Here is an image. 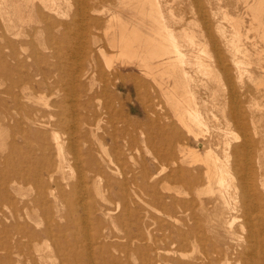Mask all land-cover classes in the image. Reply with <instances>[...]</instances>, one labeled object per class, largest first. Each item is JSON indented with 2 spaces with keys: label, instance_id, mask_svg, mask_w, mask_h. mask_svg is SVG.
Masks as SVG:
<instances>
[{
  "label": "rangeland",
  "instance_id": "374dc122",
  "mask_svg": "<svg viewBox=\"0 0 264 264\" xmlns=\"http://www.w3.org/2000/svg\"><path fill=\"white\" fill-rule=\"evenodd\" d=\"M21 1L22 0L19 2ZM255 1L262 2L264 7V0ZM255 1L158 0L162 9L161 13L167 18L169 26L175 32L177 31L178 33H181L184 30H187L188 32L195 34L194 38L198 44L195 43L194 45H189L187 41H185L182 46L183 51L186 53V58L189 60H195V55L198 54V52L199 54L202 53L200 55L204 57V60H202L205 62L204 70H202L203 68L199 67L197 64H195V66L194 63L183 64L186 75L188 76L187 81L190 83L188 84V86L190 85L189 90H191V92L193 91V94H195L193 95V101L198 105L195 106L201 111V115L203 114L204 123L203 125L200 124L202 127L192 123V127L196 126V128L193 129V133L187 132V129L182 126L178 121L176 114H173L175 113V111L172 110L173 107L167 103L165 97L158 89L157 84L153 83L149 77L146 78V75L142 73V69L137 64L121 63L116 59V61L114 60V69H109L107 67V59L114 54L116 55L117 48L109 45L104 30L109 25L108 18L111 16V13L113 11H116L117 13L120 12V6L124 3L123 0H83L82 3L84 7L87 6L89 8H87V11L84 14L77 11L82 7L79 0H58V12L44 11L48 17L43 16V8L40 2L36 0V6L34 5L31 12L32 17H34L32 20H35H31L30 22L24 20L26 23H24V21L21 22L16 15H12V17L9 18L11 20H9L8 16L4 15L2 10H0V191L2 190L0 192V202H2L0 204V220L4 221V224L0 221V225L2 224L0 226V264L1 258L4 256L3 264L4 262L6 264H29L27 258L28 253L26 248L24 249L25 246L22 247V243L19 241L17 242L18 231L24 233L26 230H32L34 232L36 230L37 232L45 227H51L53 230H56V224L61 226L65 223H69V227L67 225H62V232L54 236L52 240L44 239L46 237L41 234L38 237L40 238L39 240H36V242H33L35 241L33 240L31 242L36 247L40 245L39 252L45 253L46 256L50 258V264H58V261L59 264H63L64 261L62 260L65 259V257H68L69 259L71 258L72 262L79 258L77 260L78 264H227L228 261L231 262V264H240V262L243 264L241 256L248 255L244 253L245 250L248 252L250 249H253L254 247L256 248L257 245V243L255 245V242H253L254 238L252 237L249 239L247 235L250 234V231L256 229L258 219H261L262 217L261 213L264 215V38H262L264 36H261L258 32L253 30L254 25L256 27L257 23H255V20L251 19L254 14L252 10L254 9V6H252V8L250 6L251 4H254ZM92 6L97 9V12L96 10L95 12L91 11ZM125 9L127 10L123 11L121 15L123 20L127 21V19H131V16L136 15L133 10L128 7ZM39 11L42 13H39ZM257 11L260 10H256V13ZM261 12L262 13L260 14L262 15H260V17L261 20L264 21V12ZM87 14L89 17L86 16ZM234 20L240 22V29L242 30V39L238 42L233 39L234 35H232L235 30L233 27ZM61 21H63L64 24ZM65 23H67L66 25H73L67 26L68 28H66ZM223 35L225 38H223ZM95 37L97 39H95ZM67 38H69L70 42L72 40L73 43H70ZM231 39L235 43L232 42ZM86 41L88 42L86 43ZM84 42L86 43L85 46L88 45L86 46L87 49L83 46ZM235 44L237 47L240 45L242 50L248 49L247 54L244 55L242 52H237L235 50ZM101 45L106 48L103 49ZM67 47L71 49L69 50ZM89 47L91 49H89ZM94 47L96 49H94ZM201 48L208 51H206L208 54H206L207 56H203L204 53L200 51ZM92 49L93 51H91ZM104 50L107 51L105 52ZM40 51L41 54H39ZM99 51L100 55L95 54ZM103 51L106 54H103ZM232 51L234 54L236 53L234 57H232L234 55ZM34 53L37 54L36 58H34ZM21 55L25 56L22 57ZM29 57H31V60ZM87 57L92 60L93 63L92 61L90 62ZM235 60L236 63L234 62ZM25 61L27 62L25 63ZM28 63L30 65H28ZM88 63H90L91 66H89ZM206 63H209L210 66ZM34 64L35 66L39 65L46 72L48 86L46 87V90L48 89V91L45 90V94L51 101L56 102L62 99V89H64L65 85L66 89L69 91L71 90L73 94L78 93L77 98L73 97L75 98L74 100L77 101L79 98L78 103L86 102V109H88L89 114L95 118L93 119L94 121L96 120V124L98 123L97 125L94 124L92 126L95 130V134H92V132L87 130L88 128L86 127L88 126H86V129L84 128L83 131L80 130L78 132L81 139L86 141L84 146H82L80 142V146L85 147V149L87 146L91 147L92 153H95L96 151L95 157L98 156V159L96 160L100 162V165L94 168L93 163V173L90 167H86V154V156L80 154V158L82 159H79L76 164L75 161L72 160L73 158H69L70 156L72 157V155L67 150V147H69L67 141L65 142V148H63L66 155V163L62 169L63 171L61 170L63 173L61 171L58 172L54 165L52 167L53 170L50 171L48 169L49 166H47L48 164L40 166V160L43 161L44 158L39 149L42 139L35 136V134L33 135L36 127L30 125L26 119L29 109L33 106H37L36 103H33V101L27 97L32 90L31 86L33 81L31 75L35 67ZM81 64L85 65L82 67ZM31 67L32 69H30ZM81 67H85V69H82ZM210 67L211 70L208 72ZM106 70H108V72ZM65 71L68 72L65 73ZM205 71L208 72V74H206ZM96 72L99 76L98 74L96 76ZM114 74L116 75L115 77ZM126 75H128L127 78ZM38 76L40 77L41 75ZM38 76L36 77L38 78ZM106 76H108V78H106ZM132 76H134L133 79ZM79 77H84L85 80H83V78L79 79ZM58 79H60V81ZM65 81H67V83ZM98 82L100 84L103 83L102 85L104 87ZM137 82H139V84ZM149 83H151V85ZM21 84L23 86H21ZM68 86H70V88ZM24 88L25 90L22 91ZM10 89L13 92H11ZM18 89L20 91H18ZM100 89L103 90L100 91ZM154 89H157L156 92ZM105 93H107V95ZM194 96L196 97L194 98ZM19 98L21 100L20 104L24 107L20 104V107H18L19 105L16 104L19 101ZM203 101L206 104H204ZM148 104H150V106H147L146 108V105ZM201 105L204 106L202 107ZM105 106L106 108H104ZM148 107H150V109H148ZM18 108L21 109H19L20 112L22 111L21 113L18 112ZM100 109H102L103 112ZM146 110L149 111L147 112ZM114 111H116L114 114L115 116L113 115ZM105 115L107 116L104 117ZM18 117H21L20 120ZM16 118H18V120ZM103 119L105 121L107 119V121L105 122ZM153 120L155 122H153ZM173 121H175V123ZM157 122H159V124ZM168 122H171L170 125H168ZM112 123L114 124L112 125ZM140 123H143V126H141ZM166 123L167 126L165 125ZM107 124H110L111 128L110 125L107 126ZM117 125L120 126L118 127ZM118 128H121L120 131ZM105 130L108 133H111L107 134ZM198 130L201 131L199 132ZM100 131L102 134L98 133ZM149 131L153 136L149 134ZM112 133L113 135H111ZM48 134L49 132L46 133V138H44L47 143L46 154H48L47 156H51V159H54L55 161L56 152L54 143L50 134ZM89 134L91 137H89ZM61 136L63 137L65 135L62 133ZM110 136L114 139L117 137L115 139L116 141ZM92 137H94L93 140ZM94 139H96L97 142L94 141ZM123 141L126 142L127 146ZM178 142H181L179 143L181 145H179ZM91 143H94L93 145L95 147L92 146ZM108 143L113 146H110ZM103 145L107 147L105 148ZM185 145L196 148L200 152H204L208 148H213L218 153L228 167V171L231 173L227 174L225 182L226 185H230L228 186L230 193L228 190L225 193L227 194V199H229L228 203L231 206H235V208H225L223 206L225 202L223 199H220L221 196L218 191H216L219 185L216 183H213L212 185L209 184L204 172V165L201 163L192 165L188 162L189 156H186L185 158L181 157L182 146ZM103 147L105 149H103ZM109 147H112V151ZM120 147L124 148L120 150ZM33 148L35 150H33ZM136 148L139 151L133 150ZM110 151L113 154L115 153L114 157H112V153H109ZM130 151L133 153V156ZM171 153L174 156H172ZM155 154L159 155L156 156ZM126 155H129V157L126 158ZM133 157L135 158L133 159ZM160 158L164 159V161ZM177 158L179 159L178 161L176 160ZM156 159L157 161H155ZM105 161L107 163H105ZM172 161L177 162L176 164H173ZM108 162L110 166L108 165ZM138 162H142V164L140 165ZM157 163L159 166H156ZM127 164L131 167H128ZM68 165L71 167L73 166L74 169ZM117 165L120 166V169ZM160 165H163L164 167H162L164 169ZM138 167L143 168V170ZM2 168L4 170H1ZM97 168L99 173L97 172ZM103 168L106 171H103ZM71 169L74 170L72 173ZM135 169L136 172H134ZM137 169L140 171H137ZM18 170L23 172L25 179L19 181V183H16L13 186L10 185L12 184L11 182L4 186V179H12L14 176L19 175L20 171ZM127 170L132 173L128 172L130 174L127 173V175L125 173ZM157 171L160 172L157 174ZM104 173L106 176H104ZM98 174L99 176H97ZM164 174L166 175L164 176ZM89 175L90 177H88ZM53 177L56 180L52 179L51 181V178ZM93 178L98 181L95 182ZM113 178H115V182L112 181ZM62 180L66 181L62 182ZM227 180H230L229 184H227ZM30 182L33 183V185ZM109 182H111V184ZM112 182H114V184ZM40 184L46 187H40ZM72 184H74L73 187ZM75 185H77V187ZM209 185L212 186V190H210L211 188ZM3 186L4 188H8L11 192H8ZM63 186L67 187L61 189ZM9 187L11 188L9 189ZM199 191H201V194ZM35 194L37 196H35ZM43 195L45 197H43ZM67 195L69 198L66 197ZM70 195L72 196L71 198ZM5 196L6 198L3 199ZM36 197H38L40 202ZM121 197L123 198L121 199ZM1 198L4 201L1 200ZM44 198L46 199L45 201L43 200ZM8 199L11 200L9 201ZM16 206L18 207V210L16 209ZM66 207L68 209H66ZM57 209H59V213ZM47 210H49L50 213H48L49 211ZM53 210L55 212H53ZM12 211L15 215L19 213L20 216L15 217ZM62 214H66L65 217L68 216V219L66 218L67 221ZM99 218L101 219V222ZM59 219L62 220L60 221ZM121 220L124 221V224ZM127 220L129 222H127ZM96 223L98 225H95ZM10 224L14 225V227ZM102 227H104L103 230ZM109 227L111 228L109 229ZM95 228L97 230L100 229L101 232L100 230H98L99 232L95 231ZM127 231V234L130 237L127 236ZM63 233L66 234V237ZM67 233H69V235ZM182 233L183 236L181 235ZM69 236H72L71 239H73L74 242ZM126 236L127 239L125 238ZM22 238L23 240L26 239V237H21V241H23ZM102 238H105L104 241ZM101 240L103 242H101ZM54 241L63 245L62 249H64V254L61 251H57V253L56 251H53L55 248ZM262 243L264 245V241ZM69 244L71 245V248H69ZM251 244L253 245L252 247H250ZM1 245H5L8 249ZM102 247L105 248L104 251L102 250ZM16 249H19L20 251H16ZM3 250L8 252L5 253ZM222 250L224 256L220 253ZM249 253V258L256 256V253H251V251H249ZM70 254L73 255L71 256ZM229 254L233 255L230 256ZM238 254L242 255L237 256ZM35 255L36 252L34 253L33 251V256ZM74 255L76 257H74ZM213 256H215V258ZM232 256L233 258H231ZM90 257L93 258V260ZM229 257L231 259H229ZM51 258H54L56 262L51 260ZM115 258L117 259L115 260ZM255 258L257 260V256ZM46 259L48 258L46 257ZM20 260L24 262H21ZM77 261L73 264H77ZM46 263L48 262H45V264ZM67 264H71V262L69 261Z\"/></svg>",
  "mask_w": 264,
  "mask_h": 264
},
{
  "label": "bare ground",
  "instance_id": "6f19581e",
  "mask_svg": "<svg viewBox=\"0 0 264 264\" xmlns=\"http://www.w3.org/2000/svg\"><path fill=\"white\" fill-rule=\"evenodd\" d=\"M20 1V0H19ZM19 1H13V0H0V10H2V12L4 13V15H6V16H8V19L10 18V17H12V15H16V16H18L19 17V20L21 21V22H23L24 20L25 21H31L32 20V18H34V17H32V14H31V12H32V10H33V8H34V5H35V1L36 0H22L21 2H19ZM37 1H39L40 2V4H41V6H42V8H43V16L44 17H48V15L44 12V11H53V12H58L59 11V5H58V0H37ZM68 1V0H67ZM80 1V4H82V7H81V9L80 10H77L78 12H80V13H85L86 11H87V6L86 7H84V5H83V3H82V1L83 0H79ZM125 0H123V2H124ZM255 1V0H254ZM68 3V2H67ZM244 3V2H243ZM253 3V2H252ZM248 5V4H247ZM36 6V5H35ZM38 6V5H37ZM61 6V5H60ZM89 6V5H88ZM252 6H254L253 8L254 9H252L253 10V12H254V14H253V17L251 18L252 20H255L256 22L255 23H257V26L255 27V25H254V27H253V30H255L256 32H258V34H260L261 36H264V21H262L261 20V17H260V15H262V14H260V13H262L261 11H263L264 12V7H263V4H262V2H257V1H255L254 2V4H251V8H252ZM40 7V6H39ZM121 8H120V12L119 13H117L116 11H113L112 13H111V16L108 18V27L104 30V34H105V37H106V39L108 40L107 42L109 43V45L110 46H113V47H116L117 49V52H116V55L114 56V55H112V56H110V58H108L107 59V67L109 68V69H111V68H113L114 69V62L116 61V59H118L121 63H128V64H137L142 70V73L144 74V75H146V78H150V80L153 82V83H155V84H157V86H158V89L161 91V93L163 94V96L165 97V99H166V101H167V103H169L172 107H173V109L172 110H174L175 111V113H173V114H176V116H177V118H178V121L182 124V126L183 127H185L186 129H187V132H189V133H193V129L194 128H196V126L195 127H192L193 125H192V123L194 124H197V125H200V124H202L203 125V123H204V121H203V114L201 115V111H199L198 110V108L195 106V105H197L194 101H193V95H195V94H193V91L191 92V90H189L190 88H189V86H188V84H190L187 80V75H186V72H185V70H184V67H183V64H185V63H194V65L195 64H197L199 67H202L203 69L202 70H204V61H202V60H204L203 58L204 57H202L200 54H202V53H200L199 54V52H198V54H196L195 55V60H189V59H187L186 58V53L183 51V49H182V46L184 45V42L185 41H187V43L189 44V45H194L195 43H197L196 42V40H195V38H194V35L195 34H193V33H191V32H188L187 30H184L183 32H181V33H178L177 31L175 32L170 26H169V24H168V20H167V18L165 17V16H163V14L161 13L162 12V9H161V5L159 4V2H158V0H126L123 4H122V6H120ZM126 7H128L129 9H131V10H133V12L136 14L135 16H131V19H127V21H125V20H123V18H122V12L123 11H125V10H127V9H125ZM80 8V7H79ZM89 9V8H88ZM248 9V8H247ZM11 10V11H10ZM36 10V9H35ZM95 10H96V12H97V9L94 7V6H92L91 7V11H94L95 12ZM170 10V9H169ZM256 10H260V11H257V13H256ZM37 11V10H36ZM77 12V13H78ZM39 13H42L41 11H39ZM54 13V14H55ZM59 14V13H58ZM37 15H38V12H37ZM86 16H88V14L86 15ZM89 17V16H88ZM39 19H40V17H39ZM9 20H11V19H9ZM33 20H35V19H33ZM32 20V21H33ZM41 20H42V18H41ZM55 20V19H54ZM96 20V19H95ZM241 20V19H240ZM252 20H251V22H252ZM263 20H264V18H263ZM24 21V23H26ZM99 21V20H98ZM97 21V22H98ZM45 22V21H44ZM59 22V21H58ZM61 22H63V21H61ZM60 22V23H61ZM97 22H95V23H97ZM46 23V22H45ZM94 23V24H95ZM242 23V22H241ZM63 24H64V22H63ZM67 23H65V25H66ZM71 25H73V24H71ZM70 24L69 25H66L65 27L66 28H68L67 26H71ZM45 26V25H44ZM60 26H61V24H60ZM240 22L239 21H233V27H234V34H232V35H234V37H233V39H235L237 42L238 41H240L242 38H241V29H240ZM251 27V26H250ZM174 28V27H173ZM220 28V27H219ZM45 29H47V28H45ZM175 29V28H174ZM176 30V29H175ZM221 30V29H220ZM219 30V31H220ZM258 30H260V31H258ZM49 31V30H48ZM51 31V30H50ZM93 31V30H92ZM222 31V30H221ZM90 32V31H89ZM224 32V31H223ZM18 33V32H17ZM98 33V32H97ZM222 33V32H221ZM220 33V34H221ZM89 34V33H88ZM91 34V33H90ZM100 34V33H99ZM226 35V34H225ZM90 36H92V35H90ZM96 36H98V35H96ZM222 36V35H221ZM224 36V35H223ZM17 37V36H16ZM88 37H89V35H88ZM99 37V36H98ZM91 38H94V37H91ZM223 38H225V36L223 37ZM262 38H264V37H262ZM87 39V38H86ZM89 39H90V37H89ZM95 39H97L96 37H95ZM238 39V40H237ZM67 40L69 41V38H67ZM66 40V41H67ZM85 40V39H84ZM232 40V39H231ZM94 41V40H93ZM48 42H50V41H48ZM70 42V41H69ZM88 41H86V43H87ZM91 42V41H90ZM95 42V41H94ZM226 42H227V38H226ZM232 42H234L233 40H232ZM237 42H236V44H237ZM70 43H73L72 42V40H71V42ZM85 42H84V45L83 46H85V44H86ZM235 43V42H234ZM11 44V43H10ZM35 44V43H34ZM50 44V43H49ZM53 44V43H52ZM94 44V43H93ZM97 44V43H96ZM198 44V43H197ZM235 44V45H236ZM30 45H31V43H30ZM71 45V44H70ZM104 45V44H103ZM238 45V44H237ZM237 45H236V48H235V50L238 52H242V53H244V55L245 54H247V52H248V49H245V50H242V48H241V46L239 45L238 47H237ZM10 46V45H9ZM12 46V45H11ZM23 46V45H22ZM34 46V45H33ZM51 46V45H50ZM53 46H54V44H53ZM67 46V45H66ZM86 46H88V45H86ZM86 46H85V48H86ZM97 46V45H96ZM102 46V45H101ZM105 46V45H104ZM32 47V46H31ZM36 47V46H35ZM55 47H56V45H55ZM55 47H53V48H55ZM70 47V46H69ZM103 47V46H102ZM17 48V47H16ZM74 48V47H73ZM98 48V47H97ZM106 48V47H105ZM104 47H103V49H105ZM192 48H194V47H192ZM1 49V48H0ZM3 49V48H2ZM18 49V48H17ZM21 49V48H20ZM59 49V48H58ZM67 49H71V48H68L67 47ZM87 49V48H86ZM89 49H91L90 47H89ZM94 49H96L95 47H94ZM55 50V49H54ZM190 50V49H189ZM2 51V50H1ZM11 51V50H10ZM15 51V50H14ZM20 51V50H19ZM18 51V52H19ZM33 51H34V49H33ZM53 51V50H52ZM57 51V50H56ZM56 51H54V52H56ZM62 51V50H61ZM91 51H93V49L91 50ZM97 51H98V49H97ZM105 51V50H104ZM103 51V54L107 51H105L104 52ZM200 51H202L204 54H203V56L204 55H206L207 54V50L206 49H202L201 48V50ZM207 51V52H206ZM13 52V51H12ZM35 52V51H34ZM90 52V51H89ZM95 52V51H94ZM100 53V51L98 52V53H95V54H99ZM114 53V52H113ZM232 53H233V51H232ZM17 54V53H16ZM21 54V53H20ZM23 54V53H22ZM39 54H41V51H40V53ZM53 54V53H52ZM87 54V53H86ZM89 54V53H88ZM90 54H91V52H90ZM106 54V53H105ZM192 54V53H191ZM195 54V53H194ZM193 54V55H194ZM234 54V53H233ZM236 54V53H235ZM235 54L232 56V57H234L235 56ZM34 55V58H36V55L37 54H33ZM59 55V54H58ZM100 55V54H99ZM208 55V54H207ZM206 55V56H207ZM3 56V55H2ZM6 56V55H5ZM10 56V55H9ZM20 56V55H19ZM22 56V55H21ZM25 55H23L22 57H24ZM29 56H30V54H29ZM202 58H201V57ZM209 56H210V54H209ZM4 57V56H3ZM13 57V56H12ZM11 57V58H12ZM46 57V56H45ZM59 57H60V55H59ZM19 58V57H18ZM26 58V57H25ZM30 58V60H31V57H29ZM41 58H42V56H41ZM88 58V57H87ZM115 58V59H114ZM28 59V58H27ZM26 59V60H27ZM89 59V58H88ZM92 59V58H91ZM95 59H96V57H95ZM201 59V60H200ZM5 60V59H4ZM46 60V59H45ZM98 60V59H97ZM100 60V59H99ZM115 60V61H114ZM6 61V60H5ZM18 61H20V60H18ZM23 61V60H22ZM28 61V60H27ZM27 61H25V63L27 62ZM73 61V60H72ZM89 61L91 62L92 60H90L89 59ZM101 61V60H100ZM207 61V60H206ZM17 62V61H16ZM29 62V61H28ZM64 62V61H63ZM102 62V61H101ZM100 62V63H101ZM208 62V61H207ZM235 63H236V60L234 61ZM34 63V62H33ZM54 63V62H53ZM81 63V62H80ZM92 63H93V61H92ZM103 63V62H102ZM55 64V63H54ZM59 64V63H58ZM67 64V63H66ZM76 64V63H75ZM104 64V63H103ZM206 64H209V63H206ZM243 64V63H242ZM27 65V64H26ZM25 65V66H26ZM28 65H30L29 63H28ZM48 65V64H47ZM82 65V64H81ZM85 65V64H84ZM84 65H82V67L84 66ZM88 65L89 66H91V64L90 63H88ZM187 65V64H186ZM6 66V65H5ZM32 66V65H31ZM34 66H35V64H34ZM76 66V65H75ZM88 66V67H89ZM93 66H94V64H93ZM92 66V67H93ZM100 66V65H99ZM103 66V65H102ZM196 66V65H195ZM209 66H210V64H209ZM208 66V67H209ZM246 66V65H245ZM9 67V66H8ZM79 67V66H78ZM81 67V68H82ZM87 67V68H88ZM133 67V66H132ZM28 68V67H27ZM52 68V67H51ZM56 68H58V67H56ZM91 68V67H90ZM99 68V67H98ZM106 68V67H105ZM264 68V67H263ZM15 69V68H14ZM18 69V68H17ZM16 69V70H17ZM30 69H32V67L30 68ZM48 69V68H47ZM75 69H76V67H75ZM82 69H85V67L84 68H82ZM81 69V70H82ZM107 69V68H106ZM117 69V68H116ZM207 69V68H206ZM24 70V69H23ZM54 70H56V69H54ZM58 70V69H57ZM61 70V69H60ZM59 70V71H60ZM64 70H67V69H64ZM99 70V69H98ZM101 70V69H100ZM105 70V69H104ZM120 70V69H119ZM211 70V67H210V69L208 70V72ZM243 70V69H242ZM262 70V69H261ZM19 71V70H18ZM47 71V70H46ZM76 71H77V69H76ZM87 71H89V70H87ZM86 71V72H87ZM107 72H108V70H106ZM200 71H201V69H200ZM56 72V71H55ZM68 72V71H67ZM66 71H65V73H67ZM82 72V71H81ZM80 72V73H81ZM113 72V71H112ZM206 72V71H205ZM208 72H206V74H208ZM17 73H19V72H17ZM29 73V72H28ZM28 73H26V74H28ZM63 73V72H62ZM62 73H61V75H62ZM83 73H85V72H83ZM111 73V72H110ZM119 73V72H118ZM122 73V72H121ZM211 73V72H210ZM74 74V73H73ZM86 74V73H85ZM90 74H91V72H90ZM94 74V73H93ZM97 72H96V76H97ZM104 74V73H103ZM102 74V75H103ZM116 74V73H115ZM114 74V77L116 76ZM38 75H41L40 77L38 76ZM64 75V74H63ZM87 75V74H86ZM101 75V76H102ZM119 75H120V73H119ZM137 75V74H136ZM211 75V74H210ZM216 75V74H215ZM214 75V76H215ZM36 76H38V78L36 77ZM78 76V75H77ZM98 76H99V74H98ZM112 76V75H111ZM118 76V75H117ZM122 76V75H121ZM127 76L128 75H126V78H127ZM131 76V75H130ZM138 76V75H137ZM65 77V76H64ZM93 77H94V75H93ZM120 77V76H119ZM144 77V76H143ZM142 77V78H143ZM211 77V76H210ZM15 78V77H14ZM31 78H32V81H33V84H32V90H31V92L29 93V95H27V97L29 98V99H31L32 101H33V103H36L37 104V106H33V107H31L30 109H29V113L27 114V116H26V119H27V122H29L30 123V125H33V126H35L36 128L34 129V133H33V135L35 134V136H38V137H40L41 139H42V142H41V144L39 145L40 147H39V149L41 150L40 152H41V154H42V156H44V158H43V161H41L40 160V166L41 165H43V164H48L47 166H49L48 167V169H49V171L50 170H53L52 169V167H53V165H54V167H55V169H57L58 170V172H60L62 169H63V167L65 166V163H66V155H65V152L63 151V148H65L64 146H65V142L67 141V144H68V146L69 147H67L68 149V152L69 153H71V155H72V157L70 156H68L69 158H73L72 160L73 161H75V164L76 163H78V161H79V159H82V158H80V156L82 155V154H86L87 155V161H85L86 162V167H90L91 169H92V173H93V168H92V165H93V163H94V168H96V167H98V165H100V162H98L96 159H98L97 157H95V155H96V151H95V153H92V149H91V147H89V146H87V148L85 149V147H82V146H84L86 143V141L83 139H81V136H79V134H78V132L80 131V130H84V128L86 127V126H88V127H86V128H88L87 130L88 131H90V132H92V134H95V130H94V128L92 127L94 124H96V120L94 121V117L93 116H91V114H89V112H88V109H86L87 108V104H86V102H80V103H78L79 101H78V99H77V101L76 100H74L75 98H73V97H76L77 98V94H73L72 92H71V90L69 91L68 89H66V87H65V85H64V89H62L63 90V94L61 95V93H60V95H61V97H62V99L60 100V101H56V102H54V101H51L48 97H47V95L45 94V90H46V87H48L47 86V80H46V72H45V70H43L39 65H37V66H35L34 67V69H33V72H32V75H31ZM58 78H60V77H58ZM61 78H62V76H61ZM82 79L83 78V80H85L84 79V77H79V79ZM87 78V77H86ZM95 78H97V77H95ZM94 78V79H95ZM106 78H108V76H106ZM129 78V77H128ZM134 78V76H132V79ZM139 78H140V76H139ZM66 79V78H65ZM89 79V78H88ZM98 79V78H97ZM122 79H123V77H122ZM238 79V78H237ZM261 79V78H260ZM59 81H60V79H58ZM107 80V79H106ZM126 80V79H125ZM22 81V80H21ZM68 81V80H67ZM67 81H65L66 83H67ZM78 81V80H77ZM96 81H99V80H96ZM104 81V80H103ZM109 81V80H108ZM107 81V82H108ZM113 81V80H112ZM120 81V80H119ZM145 81V80H144ZM223 81V80H222ZM84 82V81H83ZM86 82H88V81H86ZM91 82V81H90ZM150 82V81H149ZM21 83V82H20ZM27 83V82H26ZM50 83H53V82H50ZM61 83V82H60ZM64 83V82H63ZM99 83V82H98ZM113 83V82H112ZM138 84H139V82H137ZM136 83V84H137ZM144 83V82H143ZM71 84V83H70ZM85 84V83H84ZM96 84V83H95ZM100 84V83H99ZM103 83H101L100 85H102ZM110 84H111V82H110ZM140 84H141V82H140ZM150 85H151V83H149ZM237 84V83H236ZM257 84V83H256ZM55 85V84H54ZM63 85V84H62ZM80 85V84H79ZM108 85H109V83H108ZM144 85H145V83H144ZM13 86V85H12ZM21 86H23L22 84H21ZM58 86V85H57ZM61 86V85H60ZM82 86V85H81ZM99 86V85H98ZM103 86V85H102ZM116 86H118V85H116ZM141 86H143V85H141ZM149 86V85H148ZM156 86V85H155ZM156 86V87H157ZM236 86V85H235ZM18 87V86H17ZM62 87V86H61ZM69 88H70V86H68ZM84 87V86H83ZM87 87H88V85H87ZM104 87V86H103ZM149 87H151V86H149ZM12 88V87H11ZM16 88V87H15ZM19 88V87H18ZM56 88H58V87H56ZM77 88V87H76ZM86 88V87H85ZM95 88V87H94ZM100 88V87H99ZM13 89H14V87H13ZM20 89H21V87H20ZM50 89V88H49ZM89 89V88H88ZM93 89V88H92ZM152 89V88H151ZM9 90V89H8ZM25 90V88L22 90V91H24ZM57 90V89H56ZM77 90H78V88H77ZM91 90V89H90ZM103 90V89H102ZM101 89H100V91H102ZM157 90V89H156ZM156 90L154 89V91L156 92ZM10 91H11V89H10ZM15 91H16V89H15ZM18 91H20L19 89H18ZM21 91V92H22ZM46 91H48V89L46 90ZM88 91V90H87ZM95 91V90H94ZM98 91H99V89H98ZM11 92H13V91H11ZM29 92V91H28ZM38 92H40V93H38ZM50 92V91H49ZM60 92V91H59ZM79 92V91H78ZM8 93V92H7ZM36 93H38V94H36ZM93 93V92H92ZM95 93V92H94ZM139 93H140V91H139ZM160 93V92H159ZM16 94H17V92H16ZM35 94V95H34ZM48 94H50V93H48ZM86 94V93H85ZM88 94V93H87ZM100 94V93H99ZM98 94V95H99ZM106 95H107V93H105ZM155 94V93H154ZM21 95V94H20ZM71 95H73V96H71ZM96 95V94H95ZM104 95V94H103ZM102 95V96H103ZM153 95V94H152ZM156 95V94H155ZM23 96V95H22ZM49 96V95H48ZM84 96V95H83ZM141 96H142V94H141ZM20 97V96H19ZM53 97V96H52ZM52 97H50V98H52ZM57 97H59V96H57ZM60 97V98H61ZM80 97H81V95H80ZM95 97V96H94ZM196 96H194V98H195ZM18 98V97H17ZM96 98V97H95ZM94 98V99H95ZM98 98V97H97ZM103 98H104V96H103ZM109 98V97H108ZM159 98V97H158ZM55 99H57V98H55ZM59 99V98H58ZM88 99H89V95H88ZM93 99V100H94ZM101 99V98H100ZM161 99V98H160ZM164 99V100H165ZM19 101L16 103L17 105H19L21 102V100H20V98L18 99ZM27 100V99H26ZM52 100H54V99H52ZM102 100V99H101ZM148 100V99H147ZM162 100V99H161ZM30 101V100H29ZM85 101V100H84ZM151 101V100H150ZM153 101V100H152ZM14 102H16V101H14ZM109 102V101H108ZM160 102V101H159ZM204 102V101H203ZM112 103H113V101H112ZM195 103V104H194ZM94 104H95V102H94ZM93 104V105H94ZM101 104H103V103H101ZM110 104V103H109ZM108 104V105H109ZM155 104H156V102H155ZM161 104V103H160ZM203 104V103H202ZM204 104H206L205 102H204ZM21 105V104H20ZM20 105L18 106V107H20ZM99 105V104H98ZM105 105V104H104ZM22 106V105H21ZM96 106V105H95ZM147 106H150V104H148V105H146V108H147ZM198 106V105H197ZM202 107L204 106V105H201ZM22 107H24V106H22ZM26 107V106H25ZM92 107V106H91ZM114 107V106H113ZM158 107V106H157ZM157 107H156V110H157ZM104 108H106V106L104 107ZM205 108V107H204ZM14 109H16V108H14ZM19 109L20 108H18V112H20L19 111ZM26 109V108H25ZM148 109H150V107H148ZM21 110V109H20ZM90 110V109H89ZM101 111H102V109H100ZM99 110V111H100ZM158 110H160V109H158ZM105 111V110H104ZM147 111V110H146ZM149 111V110H148ZM147 111V112H148ZM17 112V113H18ZM22 112V111H21ZM20 112V113H21ZM97 112V111H96ZM103 112V111H102ZM108 112V111H107ZM112 112V111H111ZM110 112V113H111ZM115 112L116 111H114L113 112V115L115 114ZM154 112H156V111H154ZM94 113V112H93ZM150 113V112H149ZM23 114V113H22ZM108 114V113H107ZM122 114V113H121ZM121 114H119V115H121ZM26 115V114H25ZM95 115V114H94ZM146 115V114H145ZM168 115V114H167ZM22 116V115H21ZM96 116V115H95ZM107 115H105L104 117H106ZM108 116H110V115H108ZM115 116V115H114ZM170 116V115H169ZM23 117H25V116H23ZM103 117V116H102ZM113 117V116H112ZM166 117H168V116H166ZM165 117V118H166ZM19 118V117H18ZM18 118H16L17 120H18ZM21 118V117H20ZM20 118H19V120H20ZM94 118V119H93ZM99 118V117H98ZM115 118V117H114ZM121 118V117H120ZM163 118H164V115H163ZM162 118V119H163ZM175 118V117H174ZM25 119V118H24ZM101 119V118H100ZM111 119V118H110ZM123 119V118H122ZM154 119V118H153ZM167 119V118H166ZM104 120V119H103ZM114 120V119H113ZM117 120H118V118H117ZM173 120H175V119H173ZM98 121H99V119H98ZM105 121V120H104ZM104 121H103V123H104ZM106 121H107V119H106ZM105 121V122H106ZM126 121V120H125ZM125 121H123V122H125ZM252 121V120H251ZM113 122V121H112ZM117 122H119V121H117ZM121 122V121H120ZM136 122H138V121H136ZM146 122V121H145ZM145 122H143V123H145ZM153 122H155L154 120H153ZM160 122V121H159ZM159 122H157L158 124H159ZM174 123H175V121H173ZM102 123V124H103ZM116 123V122H115ZM126 123V122H125ZM143 123H140L141 124V126H143ZM170 123L171 122H168V125H170ZM15 124V123H14ZM98 124V123H97ZM96 124V125H97ZM105 124V123H104ZM114 123H112V125H113ZM152 124V123H151ZM156 124V123H155ZM161 124V123H160ZM206 124V123H205ZM110 124H107V126H109ZM116 125V124H115ZM121 125V124H120ZM119 125V126H120ZM131 125V124H130ZM166 126H167V123L165 124ZM202 125H200L201 127H202ZM253 125V124H252ZM118 126V125H117ZM118 126V127H119ZM128 126V125H127ZM14 127H15V125H14ZM104 127V126H103ZM113 127V126H112ZM156 127V126H155ZM160 127V126H159ZM158 127V128H159ZM200 127V128H201ZM16 128V127H15ZM85 128V129H86ZM101 128H102V126H101ZM110 128H111V125H110ZM109 128V129H110ZM123 128H124V125H123ZM126 128H128V127H126ZM136 128H138V127H136ZM161 128V127H160ZM18 129V128H17ZM108 129V128H107ZM114 129V128H113ZM119 129V128H118ZM121 129V128H120ZM120 129H119V131H120ZM134 129V128H133ZM149 129V128H148ZM173 129V128H172ZM21 130V129H20ZM19 130V131H20ZM101 130V129H100ZM110 130H112V129H110ZM116 130V129H115ZM149 130H151V129H149ZM176 130V129H175ZM220 130H222V129H220ZM86 131V130H85ZM102 131V130H101ZM98 132L99 134L101 133L102 134V132ZM106 131V130H105ZM118 131V132H119ZM140 131V130H139ZM144 131V130H143ZM171 131V130H170ZM173 131V130H172ZM199 131V130H198ZM201 131V130H200ZM199 131V132H200ZM22 132V131H21ZM24 132V131H23ZM47 132H49V134H50V136H51V138H52V141H53V143H54V148H55V152H56V160L54 161V159H51V156H47L48 154H46V151H47V147H46V145H47V143L45 142V139L44 138H46V133ZM65 135V136H61V134L62 133ZM107 132V131H106ZM125 132V131H124ZM124 132H123V134H124ZM134 132V131H133ZM141 132V131H140ZM148 132V131H147ZM83 133V132H82ZM105 133V132H104ZM103 133V134H104ZM111 133V132H110ZM110 133H108L107 132V134H110ZM139 133V132H138ZM145 133V132H144ZM170 133V132H169ZM22 134V133H21ZM20 134V135H21ZM48 134V135H49ZM84 134V133H83ZM86 134V133H85ZM114 134H115V132H114ZM133 134V133H132ZM140 134H143V133H140ZM149 134H151L150 133V131H149ZM196 134V133H195ZM199 134H202V133H199ZM243 134V133H242ZM81 135V134H80ZM98 135V134H97ZM105 135V134H104ZM104 135H103V137H104ZM111 135H113V133L111 134ZM126 135H127V133H126ZM137 135V134H136ZM145 135H147V134H145ZM152 135V134H151ZM98 136H100V135H98ZM149 136V135H148ZM153 136V135H152ZM256 136V135H255ZM89 137H91L90 136V134H89ZM110 137H112V136H110ZM116 137V136H115ZM147 137V136H146ZM170 137H172V136H170ZM177 137V136H176ZM47 138H48V136H47ZM83 138V137H82ZM84 138L86 139V137L84 136ZM93 138L94 137H92V140H93ZM99 138V137H98ZM101 138V137H100ZM113 138V137H112ZM117 138V137H116ZM115 138V139H116ZM136 138V137H135ZM138 138V137H137ZM150 138V137H149ZM152 138V137H151ZM173 138V137H172ZM171 138V139H172ZM29 139V138H28ZM91 139V138H90ZM104 139V138H103ZM106 139V138H105ZM108 139V138H107ZM111 139V138H110ZM114 139V138H113ZM114 139V140H115ZM121 139V138H120ZM119 139V140H120ZM174 139V138H173ZM173 139H172V141H173ZM34 140V139H33ZM78 140V141H77ZM91 140V141H92ZM101 140H102V138H101ZM122 140V139H121ZM177 140V139H176ZM175 140V141H176ZM94 141H96V139H94ZM116 141V140H115ZM126 141V140H125ZM125 141H123V142H125ZM138 141V140H137ZM167 141H168V139H167ZM171 141V142H172ZM178 141V140H177ZM237 141V140H236ZM80 142H81V144H82V146H80L81 144H80ZM97 142V141H96ZM103 142V141H102ZM111 142V141H110ZM89 143H90V141H89ZM98 143H100V142H98ZM115 143H119V142H115ZM179 143H181V142H178V144ZM87 144H88V142H87ZM94 144V143H93ZM92 143H91V145L92 146H94ZM107 144V143H106ZM109 144V143H108ZM132 144V143H131ZM142 144V143H141ZM183 144V143H182ZM90 145V146H91ZM110 145V144H109ZM112 145V144H111ZM110 145V146H111ZM119 145V144H118ZM125 145H126V142H125ZM179 145H181V144H179ZM184 145V144H183ZM67 146V145H66ZM97 146V145H96ZM104 146V145H103ZM113 146V145H112ZM127 146V145H126ZM125 146V147H126ZM139 146H141V145H139ZM80 147H82V148H80ZM95 147V146H94ZM94 147H93V149H94ZM105 147V146H104ZM103 147V149H105ZM119 147V146H118ZM22 148V147H21ZM37 148V147H36ZM97 148V147H96ZM124 147H120V150L121 149H123ZM127 148V147H126ZM138 148V147H137ZM133 149V150H137V151H139L138 149ZM25 149V148H24ZM23 149V150H24ZM98 149V148H97ZM96 149V150H97ZM109 149H111V151H112V147L110 148L109 147ZM174 149V148H173ZM33 150H35L34 148H33ZM67 150H66V153H67ZM119 150V149H118ZM127 150V149H126ZM132 150V149H131ZM106 151V150H105ZM109 152V153H112V152ZM173 151V150H172ZM172 151H170V152H172ZM247 151V150H246ZM94 152V151H93ZM118 152V151H117ZM158 152V151H157ZM156 152V153H157ZM175 152V151H174ZM173 152V153H174ZM179 152V151H178ZM35 153H36V151H35ZM104 153V152H103ZM118 153H120V152H118ZM130 153H131V151H130ZM38 154H39V152H38ZM81 154V155H80ZM113 154V153H112ZM111 154V155H112ZM122 154V153H121ZM133 153H131V155H132ZM170 154V153H169ZM172 154V153H171ZM175 154H177V153H175ZM50 155V154H49ZM83 155V156H84ZM85 155V156H86ZM105 155V154H104ZM114 155H115V153L113 154V156L112 157H114ZM156 155V154H155ZM159 155V154H158ZM158 155H156V156H158ZM165 155H167V154H165ZM119 156V155H118ZM133 156V155H132ZM168 156V155H167ZM172 156H174L173 154H172ZM186 156H189V163L190 164H192V165H196V164H199V163H201L202 165H204V167L203 168H205L204 169V172H205V174H206V176H207V180H208V182H209V184L210 185H212L213 183H216V184H218L219 185V187H218V189L216 190V191H218V193L220 194V196H221V200L223 199L224 200V202H225V204L223 205L225 208H230V207H232V208H235V206H231L229 203H228V200L229 199H227V194L225 193V192H227V190H228V186H230V185H226V177H227V174L228 173H230L229 171H228V167L226 166V164L224 163V161L221 159V157L218 155V153L213 149V148H208V149H206L204 152H200L198 149H196V148H193V147H188V146H182V151H181V157L183 158H185ZM226 156H228V155H226ZM38 157V156H37ZM40 157H41V155H40ZM116 157H117V155H116ZM127 157H129V155H126V158ZM159 157H162V156H159ZM158 157V158H159ZM53 158H54V156H53ZM104 158V157H103ZM108 158V157H107ZM118 158V157H117ZM135 157H133V159H134ZM173 158H175V157H173ZM22 159V158H21ZM85 159V158H84ZM85 159V160H86ZM110 159V158H109ZM123 159V158H122ZM130 159V158H129ZM155 159V158H154ZM161 159V158H160ZM169 159V158H168ZM70 160V159H69ZM105 160V159H104ZM118 160V159H117ZM161 160H163L164 161V159H161ZM177 161L179 160L178 158L176 159ZM1 161V160H0ZM71 161V160H70ZM101 161V160H100ZM124 161H125V159H124ZM155 161H157V159L155 160ZM176 161V162H177ZM35 162H37V161H35ZM35 162H34V164H35ZM101 162H103V161H101ZM112 162V161H111ZM110 162V163H111ZM122 162V161H121ZM159 162V161H158ZM166 162V161H165ZM173 162V164H176V162H174V161H172ZM81 163V162H80ZM83 163H84V161H83ZM82 163V164H83ZM105 163H107L106 161H105ZM139 163V162H138ZM4 164H5V162H4ZM28 164V163H27ZM121 164V163H120ZM123 164V163H122ZM125 164V163H124ZM135 164H137V163H135ZM140 165L142 164V162L141 163H139ZM162 164V163H161ZM178 164H179V162H178ZM189 164V165H190ZM73 165V164H72ZM81 165V164H80ZM108 165H109V162H108ZM114 165V164H113ZM126 165V164H125ZM128 165V167H131V166H129V164H127ZM166 165V164H165ZM167 165H169V164H167ZM182 165V164H181ZM181 165H179V166H181ZM191 165V166H192ZM69 166V165H68ZM110 166V165H109ZM117 166H119V165H117ZM122 166V165H121ZM134 166V165H133ZM156 166H159L158 165V163H157V165ZM161 166V165H160ZM163 166V165H162ZM161 166V167H162ZM183 166V165H182ZM181 166V167H182ZM3 167V166H2ZM33 167V166H32ZM32 167H30V168H32ZM67 167V166H66ZM69 167H71V166H69ZM75 167H76V165H75ZM100 167H102V166H100ZM126 167V166H125ZM127 167V168H128ZM135 167V166H134ZM164 167V166H163ZM162 167V168H163ZM176 167V166H175ZM1 168V167H0ZM40 168V167H39ZM44 168V167H43ZM71 168H73V166L71 167ZM106 168H107V166H106ZM116 168V167H115ZM118 168V167H117ZM122 168V167H121ZM139 168V167H138ZM170 168H173V167H170ZM169 168V169H170ZM48 169H47V172H48ZM54 169V170H55ZM66 169H68V168H66ZM74 169V168H73ZM73 169H71V173L74 171ZM81 169V168H80ZM83 169V168H82ZM87 169V168H86ZM109 169V168H108ZM119 169H120V166H119ZM123 169H125V168H123ZM122 169V170H123ZM139 169H141V170H143V168H139ZM139 169H137V171L139 170ZM164 169V168H163ZM198 169V168H197ZM1 170H4L3 168L1 169ZM7 170V169H6ZM23 170V169H22ZM28 170H29V168H28ZM39 170V169H38ZM46 170V169H45ZM69 170V169H68ZM75 170H77V169H75ZM100 170V169H99ZM113 170V169H112ZM112 170H110L111 172H113ZM160 170H161V168H160ZM174 170H176V169H174ZM185 170V169H184ZM17 171V170H16ZM18 171H20V173H19V175H17V176H14V178H12V179H4V183L5 184H3L4 186H6L8 183H12V184H10L11 186H13L14 184H16V183H19V181H23L24 179H25V177L23 176V172L21 171V170H18ZM40 171V170H39ZM56 171V170H55ZM63 171V170H62ZM61 171V172H62ZM64 171H65V168H64ZM100 171H102V170H100ZM103 171H106L104 168H103ZM108 171V170H107ZM117 171V170H116ZM125 171V170H124ZM140 171V170H139ZM165 171V170H164ZM164 171H163V173H164ZM177 171V170H176ZM175 171V172H176ZM5 172V171H4ZM25 172H27V171H25ZM44 172V171H43ZM47 172H45V173H47ZM89 172V171H88ZM97 172H98V168H97ZM128 172H130L129 170H127V172H125L126 174L128 173ZM134 172H136V169H135V171ZM133 172V173H134ZM160 172V171H159ZM158 171H157V174L159 173ZM162 172V171H161ZM178 172V171H177ZM63 173V172H62ZM65 173V172H64ZM69 173H70V171H69ZM86 173V172H85ZM94 173H96V172H94ZM99 173V172H98ZM106 173V172H105ZM104 173V174H105ZM118 173V172H117ZM121 173V172H120ZM130 173H132V172H130ZM130 173H128V174H130ZM53 174V173H52ZM89 174V173H88ZM103 174V173H102ZM109 174V173H108ZM122 174V173H121ZM127 174V175H128ZM231 174V173H230ZM5 175V174H4ZM10 175V174H9ZM91 175V174H90ZM90 175L88 176V177H90ZM154 175V174H153ZM166 174H164V176H165ZM168 175V174H167ZM172 175H174V174H172ZM178 175V174H177ZM40 176V175H39ZM49 176H50V174H49ZM97 176H99V174L97 175ZM103 176V175H102ZM104 176H106V174L104 175ZM156 176V175H155ZM163 176V175H162ZM169 176H171V175H169ZM174 176H176V175H174ZM231 176V175H230ZM6 177V176H5ZM10 177V176H9ZM80 177H82V176H80ZM112 177V176H111ZM111 177H109L110 179H112ZM40 178V177H39ZM38 178V179H39ZM100 178V177H99ZM153 178H154V176H153ZM162 178H164V177H162ZM235 178V177H234ZM33 179V178H32ZM36 179V178H35ZM42 179V178H41ZM52 179H55L54 177L53 178H51V181H52ZM90 179V178H89ZM94 180H95V178H93ZM92 179V180H93ZM105 179H106V177H105ZM109 179V180H110ZM114 179L115 178H113V180L112 181H114ZM229 179V178H228ZM230 179H231V177H230ZM28 180V179H27ZM56 180V179H55ZM64 180V179H63ZM62 180V182H65V181H63ZM81 180V179H80ZM117 180V179H116ZM33 181H36V180H33ZM60 181H61V179H60ZM60 181H58V182H60ZM87 181V180H86ZM96 181H98V180H95V182ZM121 181V180H120ZM124 181V180H123ZM126 181V180H125ZM228 182H227V184H229L230 183V180H227ZM53 182H55V181H53ZM80 182V181H79ZM78 182V183H79ZM92 182V181H91ZM115 182V181H114ZM114 182H112L113 184H114ZM118 182H119V180H118ZM247 182V181H246ZM31 183V182H30ZM36 183V182H35ZM73 183H75V182H73ZM87 183V182H86ZM107 183V182H106ZM110 184H111V182H109ZM32 185H33V183H31ZM30 184V185H31ZM37 184V183H36ZM44 184V183H43ZM53 184V183H52ZM58 184V183H57ZM109 184V185H110ZM119 184V183H118ZM121 184V183H120ZM126 184V183H125ZM1 185H2V183H1ZM26 185V184H25ZM67 185V184H66ZM71 185V184H70ZM69 185V186H70ZM116 185H117V181H116ZM209 185V187L211 188L212 186H210ZM4 186H3V188H4ZM9 186V185H8ZM35 186V185H34ZM40 187L41 186H44V185H42V184H40L39 185ZM57 186V185H56ZM74 186V184H72V187ZM76 187H77V185H75ZM108 186V185H107ZM121 186H123V185H121ZM190 186H191V184H190ZM38 187V186H37ZM44 187H46V186H44ZM67 187V186H66ZM66 187H61V189L62 188H66ZM71 187V186H70ZM223 187H224V189H223ZM2 188V189H3ZM11 187H9V189H10ZM32 188V187H31ZM57 188V187H56ZM162 188V187H161ZM4 189H7L8 190V188H4ZM50 189H51V187H50ZM48 190V189H47ZM56 190V189H55ZM210 190H212V188L210 189ZM213 190H214V188H213ZM2 191V190H1ZM0 191V192H1ZM4 191V190H3ZM10 190H8V192H9ZM46 191V190H45ZM51 191H53V190H51ZM59 191V190H58ZM5 192V191H4ZM11 192V191H10ZM61 192H64V191H61ZM61 192H59V193H61ZM68 192V191H67ZM123 192V191H122ZM201 191H199V193H200ZM228 192H229V190H228ZM3 193V192H2ZM66 193V192H65ZM230 193V192H229ZM11 194V193H10ZM10 194H9V196H10ZM24 194V193H23ZM39 194V193H38ZM42 194H44V193H42ZM41 194V195H42ZM122 194V193H121ZM201 194V193H200ZM0 195H1V193H0ZM50 195H51V193H50ZM123 195V194H122ZM35 196H37L36 194H35ZM39 196V195H38ZM54 196V195H53ZM219 196V197H220ZM230 196V195H229ZM43 197H45L44 195H43ZM65 197V196H64ZM66 197H68V195L66 196ZM72 196L70 195V198H71ZM233 197V196H232ZM231 197V198H232ZM4 198H6V196L5 197H3V199ZM10 198H12V197H10ZM31 198V197H30ZM33 198V197H32ZM37 198V200H38V197H36ZM56 198V197H55ZM69 198V197H68ZM123 197H121V199H122ZM126 198H127V196H126ZM2 198H1V200H3ZM56 199H58V198H56ZM65 199V198H64ZM254 199V198H253ZM9 200V199H8ZM11 200V199H10ZM9 200V201H10ZM44 201L46 200L45 198L43 199ZM55 200V199H54ZM71 200V199H70ZM127 200V199H126ZM177 200V199H176ZM4 201V200H3ZM39 201V200H38ZM63 201V200H62ZM123 201V200H122ZM40 202V201H39ZM38 202V203H39ZM64 202V201H63ZM71 202V201H70ZM175 202V201H174ZM202 202V201H201ZM2 202H0V204H1ZM15 203V202H14ZM33 203V202H32ZM55 203V202H54ZM60 203V202H59ZM66 203V202H65ZM117 203V202H116ZM11 204H13V203H11ZM78 204V203H77ZM184 204V203H183ZM189 204V203H188ZM236 204V203H235ZM51 205H53V204H51ZM40 206H41V204H40ZM57 206V205H56ZM117 206V205H116ZM188 206V205H187ZM189 206H190V204H189ZM1 207V206H0ZM35 207V206H34ZM38 207V206H37ZM53 207V206H52ZM51 207V208H52ZM55 207V206H54ZM63 207H64V205H63ZM185 207V206H184ZM183 207V208H184ZM194 207V206H193ZM18 207L16 206V209H17ZM65 208V207H64ZM117 208V207H116ZM115 208V209H116ZM236 208H237V205H236ZM14 209V208H13ZM66 209H68L67 207H66ZM190 209V208H189ZM192 209V208H191ZM18 210V209H17ZM19 210H21V209H19ZM56 210V209H55ZM59 209H57V211H58ZM47 211H49V210H47ZM46 211V212H47ZM13 212V211H12ZM53 212H55L54 210H53ZM68 212V211H67ZM14 213V212H13ZM22 213V212H21ZM44 213H45V211H44ZM48 213H50V211L48 212ZM58 213H59V211H58ZM64 213V212H63ZM57 214V213H56ZM30 215V214H29ZM50 215V214H49ZM48 215V216H49ZM64 214H62V216H63ZM14 216L15 217H19L20 215H19V213H17L16 215H15V213H14ZM47 216V215H46ZM45 216V217H46ZM55 216V215H54ZM66 216V214L64 215V219H66L67 217H65ZM261 219H258V222H257V225H256V229H254V230H252V231H250V234L249 235H247L248 236V238L249 239H251L252 237L254 238L253 239V242H255V245H256V243H257V245H256V248L254 247L253 249H250L249 251H251V253H256V256H257V260H256V256H252L251 258H249L248 256L250 255V253H249V251L247 252V250H245V252L244 251H242V252H244V253H246V254H248V255H244V256H241V255H237V256H241V259H242V261H243V264H264V245H263V241H264V215H263V213H261ZM26 217V216H25ZM30 217V216H29ZM28 217V218H29ZM51 217V216H50ZM99 217V216H98ZM259 217H260V214H259ZM20 219V218H19ZM47 219H50V218H47ZM46 219V220H47ZM51 219H52V217H51ZM54 219V218H53ZM68 219V218H67ZM67 219H66V221H67ZM97 219V218H96ZM100 219V218H99ZM13 220V219H12ZM21 220V219H20ZM23 220H24V218H23ZM58 220V219H57ZM60 220V219H59ZM62 220V219H61ZM60 220V221H61ZM237 220V219H236ZM1 221V220H0ZM25 221H26V219H25ZM51 221H53V220H51ZM59 221V222H60ZM65 221V220H64ZM65 221V222H66ZM75 221V220H74ZM96 221V220H95ZM97 221H98V219H97ZM121 221H123V220H121ZM3 222V224H4V221H1V223ZM14 222H15V220H14ZM18 222H19V220H18ZM28 222V221H27ZM59 222H57V223H59ZM100 222H101V219H100ZM127 222H129L128 220H127ZM64 223V222H63ZM107 223V222H106ZM253 223V222H252ZM22 224V223H21ZM50 224V223H49ZM52 224V223H51ZM69 224V223H68ZM68 224L67 223H65V224H62V225H67L68 226ZM108 224V223H107ZM123 224H124V221H123ZM2 225V224H1ZM0 225V226H1ZM11 225V224H10ZM16 225H18V224H16ZM47 225V224H46ZM62 225L61 226H58V224H56V230H53L51 227H43L44 229H42L41 231H37L36 232V230H35V232L34 231H32V230H26L24 233H21V232H17L18 233V238H17V242L19 241V242H21L22 243V245H21V243H20V245L22 246V247H24V249L26 248V251H27V253H28V263L29 264H45V262H48V263H46V264H50L51 262H49V257L48 256H46V254L45 253H40L39 251H40V248H39V246H35L34 244H32L31 242L33 241V240H35V241H33V242H36V240H39L40 238H38L41 234H43L46 238H44V239H48V240H52V238L54 237V236H56V235H58V233H60V232H62ZM70 225H71V223H70ZM95 225H98L97 223L95 224ZM11 226H13L14 227V225H11ZM19 226V225H18ZM21 226V225H20ZM55 226V225H54ZM102 226V225H101ZM107 226V225H106ZM5 227V226H4ZM17 227V226H16ZM26 227V226H25ZM66 227V226H65ZM69 227V226H68ZM67 227V228H68ZM232 227V226H231ZM111 227H109V229H110ZM9 229H10V227H9ZM23 229H24V227H23ZM40 229H41V227H40ZM96 229V228H95ZM104 229V227H102V230ZM1 230V229H0ZM12 230H14V229H12ZM71 230V229H70ZM98 230H100V229H98ZM97 229L95 230V231H97V232H99ZM74 232V231H73ZM72 232V233H73ZM100 232H101V230H100ZM13 233H15V232H13ZM128 233V231L126 232V234ZM181 233V232H180ZM12 234V233H11ZM63 234H65V233H63ZM68 235H69V233H67ZM104 234V233H103ZM125 234V233H124ZM102 235V234H101ZM105 235V234H104ZM182 236H183V233L181 234ZM14 236V235H13ZM16 236V235H15ZM73 236V235H72ZM71 236V237H72ZM99 236H100V234H99ZM98 236V237H99ZM103 236V235H102ZM110 236V235H109ZM125 236V235H124ZM127 236H128V234H127ZM127 236L125 237L126 239H127ZM12 237V236H11ZM21 237H26V239H24L23 240V238H22V240L23 241H21L20 240V238ZM65 237H66V234H65ZM71 237L69 236V238L71 239ZM108 237V236H107ZM128 237H130V236H128ZM68 238V237H67ZM106 238V237H105ZM104 238V239H105ZM183 238V237H182ZM57 239V238H56ZM103 239V238H102ZM104 239H103V241H104ZM132 239V238H131ZM47 240V241H48ZM71 240H73V239H71ZM14 241V240H13ZM27 241V242H26ZM60 241H61V238H60ZM102 240H101V242H103ZM129 241V240H128ZM260 241H262V242H260ZM26 242V243H25ZM39 242V241H38ZM70 242V241H69ZM73 242H74V240H73ZM76 242V241H75ZM98 242V241H97ZM46 243V242H45ZM13 244V243H12ZM25 244V245H24ZM41 244V243H40ZM67 244V243H66ZM107 244V243H106ZM106 244H104V245H106ZM14 245V244H13ZM44 245V244H43ZM108 245V244H107ZM106 245V246H107ZM249 245V244H248ZM247 245V246H248ZM1 246H4L5 248H6V246L5 245H1ZM15 246V245H14ZM19 246V245H18ZM35 246V247H34ZM69 248H71V245L69 244ZM72 246H74V245H72ZM253 245L251 244V246L250 247H252ZM20 247V246H19ZM32 247H34V248H32ZM48 247V246H47ZM46 247V248H47ZM54 249H53V251L55 252L56 251V253H57V251L59 252V251H61V252H63V250L64 249H62V247H63V245L62 244H60V243H58V242H56V241H54ZM97 247V246H96ZM127 247H128V245H127ZM249 247V248H250ZM49 248V247H48ZM103 248V247H102ZM6 249H8V248H6ZM22 249V248H21ZM57 249V250H56ZM68 249V248H67ZM75 249V248H74ZM104 249L105 248H103L102 250L104 251ZM229 249H230V247H229ZM12 250H15V249H12ZM19 249H16V251H18ZM23 250V249H22ZM102 250H101V252H102ZM233 250V249H232ZM231 250V251H232ZM4 251V250H3ZM2 251V252H3ZM15 251V252H16ZM20 251V250H19ZM25 251V252H26ZM33 251H34V253L36 252V255L35 256H33ZM44 251V250H43ZM99 251V250H98ZM97 251V252H98ZM230 251V252H231ZM239 251V250H238ZM5 252V251H4ZM6 252H8V251H6ZM5 252V253H6ZM23 252V251H22ZM45 252V251H44ZM47 252H48V250H47ZM46 252V253H47ZM50 252L52 253V251L50 250ZM100 252V253H101ZM222 252H223V250L222 251H220V253L222 254ZM14 253V252H13ZM18 253V252H17ZM24 253V252H23ZM100 253H98V254H100ZM219 253V254H220ZM226 253V252H225ZM229 253V252H228ZM235 253H236V251H235ZM243 253V254H244ZM14 254H16V253H14ZM63 254H64V252H63ZM80 254V253H79ZM79 254H77V255H79ZM233 254H234V252H233ZM233 254H231V255H233ZM48 255H49V253H48ZM58 255H60V254H58ZM71 255V254H70ZM69 255V256H70ZM73 255V254H72ZM71 255V256H72ZM82 255V254H81ZM94 255V254H93ZM223 255V254H222ZM230 255V254H229ZM230 255V256H231ZM2 256H4V255H2ZM7 256V255H6ZM54 256H55V254H54ZM57 256V255H56ZM61 256H63V255H61ZM80 256V255H79ZM97 256V255H96ZM100 256V255H99ZM107 256V255H106ZM105 256V257H106ZM218 256V255H217ZM216 256V257H217ZM224 256V255H223ZM8 257V256H7ZM46 257L48 258V259H46ZM74 257H76L75 255H74ZM81 257V256H80ZM93 257V256H92ZM98 257V256H97ZM214 258H215V256H213ZM213 257H210V258H213ZM219 257H221V256H219ZM234 257H235V255H234ZM4 258H5V256L3 257V258H1V264H3V261H4ZM91 258V257H90ZM209 258V259H210ZM228 258V257H227ZM231 258H233V256L231 257ZM230 257H229V259H231ZM20 259V258H19ZM79 259V258H78ZM77 259V260H78ZM92 260H93V258H91ZM117 258H115V260H116ZM236 259V258H235ZM240 259V258H239ZM255 259V260H254ZM51 260H53L54 262H56V260H54V258L52 259L51 258ZM62 260V259H61ZM76 259L75 260H73L74 262H72V259L70 258H68V257H65V259H63L62 261H64V263L63 264H67L69 261L71 262V264H73V263H75V261H77ZM211 260V259H210ZM209 260V261H210ZM221 260V259H220ZM223 260H224V257H223ZM228 260V259H227ZM6 261V260H5ZM21 262H24V261H22V260H20ZM20 262V263H21ZM88 262V261H87ZM239 262V261H238ZM83 263H84V261H83ZM86 263V262H85ZM90 263V262H89ZM98 263V262H97ZM158 263V262H157ZM4 264H6L5 262H4ZM9 264V263H8ZM19 264V263H18ZM23 264V263H22ZM57 264V263H56ZM58 264H59V261H58ZM77 264H78V261H77ZM91 264V263H90ZM99 264V263H98ZM227 264H231V262H229L228 261V263ZM240 264H242L241 262H240Z\"/></svg>",
  "mask_w": 264,
  "mask_h": 264
}]
</instances>
